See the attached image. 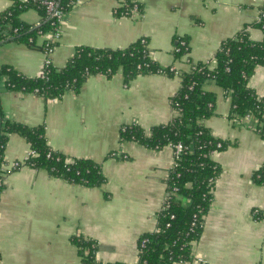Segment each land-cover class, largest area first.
Returning a JSON list of instances; mask_svg holds the SVG:
<instances>
[{
	"label": "crops",
	"instance_id": "1",
	"mask_svg": "<svg viewBox=\"0 0 264 264\" xmlns=\"http://www.w3.org/2000/svg\"><path fill=\"white\" fill-rule=\"evenodd\" d=\"M135 1L140 10L131 17L116 14L119 0H74L48 56L53 66L62 67L77 45L117 49L143 38L152 60L183 72L211 60L221 42L238 31L255 41L263 37L256 24L263 0ZM12 2L0 0V12ZM40 18L34 8L19 14L29 24ZM48 37L39 36L37 43ZM180 40L187 52L177 55ZM45 58L43 50L18 40L0 43V70L8 65L35 77ZM6 80L0 76L1 122L42 125L49 148L69 161L99 164L104 181L90 187L24 163L12 168L30 148L21 134L9 133L0 163V264H81L76 238L93 242L98 262L135 264L139 236L155 230L174 154L169 145L153 148L122 140L119 128L135 123L148 133L168 122L180 76L140 73L125 82L120 70L109 77L97 73L86 77L78 91L53 98L8 90ZM247 84L264 96V63ZM204 89L215 94L216 102L214 114L202 123L229 144L210 153L220 173L201 234L192 243L191 259L175 264H264V184L252 177L264 164L257 118L231 117L229 95L212 81Z\"/></svg>",
	"mask_w": 264,
	"mask_h": 264
},
{
	"label": "trees",
	"instance_id": "2",
	"mask_svg": "<svg viewBox=\"0 0 264 264\" xmlns=\"http://www.w3.org/2000/svg\"><path fill=\"white\" fill-rule=\"evenodd\" d=\"M58 1L65 12L74 2ZM123 2L124 5L115 9L118 15H123L124 9L132 5L131 0ZM138 7L140 10L139 4ZM28 8H34L40 14L38 25L19 19V14ZM260 10L264 11V0ZM256 24L262 31L261 40H251L245 30L238 31L221 42L209 62H197L193 64L194 69L181 72L180 87L171 98L172 108L179 109L168 122L152 126L148 133L135 123L122 125L124 128L119 132L122 140H133L153 148H161L169 142H181L187 146L169 170L165 181L168 194L157 213L155 230L145 231L138 238V258L135 264H175L190 260L192 243L201 234L203 217L211 200V187L220 173L219 164L211 159L210 153L224 149L229 144L227 140L213 137L202 123L214 114L216 102L215 94L204 89L206 82L212 81L229 95L231 117L244 119L251 113L259 122L262 121L256 131L264 139V96L257 95L247 84L254 68L264 63V17ZM52 30L53 25L46 18L44 7L31 0H13L12 6L0 12V43L15 39L44 50V41L39 44L37 38ZM147 52L141 39L117 49L77 45L62 67H55L49 62L43 65L41 74L27 77L4 65L0 76L7 77L8 90L53 98L66 90L78 91L86 77L92 74L109 77L120 70L125 82L140 73H157L162 70L171 74L169 66L159 65ZM186 52L185 43L176 54ZM1 118L0 112V163L8 134L18 132L35 152L26 161L27 165L46 169L57 177L85 186H98L104 181L99 164L90 159L69 161L65 155L49 148L42 125L27 127L20 123H2ZM252 177L255 183L264 184V164L253 172ZM172 187L177 189L172 190ZM74 242L78 245L81 264H124L96 262L93 253L95 245L91 240L76 238ZM84 248H88L86 255Z\"/></svg>",
	"mask_w": 264,
	"mask_h": 264
},
{
	"label": "built area",
	"instance_id": "3",
	"mask_svg": "<svg viewBox=\"0 0 264 264\" xmlns=\"http://www.w3.org/2000/svg\"><path fill=\"white\" fill-rule=\"evenodd\" d=\"M22 2H28L29 0H21ZM32 2H36L39 5H42L45 9V13H46V18L49 19L51 21V24L53 25V29L51 32H49V37L43 42L45 43V48L43 50V52H45L46 54V58H45V64L50 62V59L48 58V56L51 54V52L53 51L55 45L57 44L59 38H60V34H61V25L64 21V17L66 15V12L64 11V9L60 6L59 1L58 0H31ZM120 1V6L124 5L125 3L123 2L124 0H119ZM132 5L131 6H127L124 9V13L123 15H129V16H136L137 13L139 12V7H138V2H136L135 0H131ZM264 17V11L260 10L259 11V17H258V21H260L262 18ZM39 23V22H38ZM38 23H36L35 25H38ZM141 42L144 43V45H146V41L142 38ZM180 44L185 45V41L180 40ZM209 62V61H206ZM191 69H194V66L191 67ZM169 72L170 73H174L176 75L181 74V72H179L178 70H176L173 66H169ZM157 73H163V74H167L162 70H159ZM41 74V73H40ZM179 108H173L174 110V115L178 112ZM246 116H250L253 117V114H247ZM262 121L259 122V120L257 119V126H261ZM256 126V127H257ZM124 126H121V128L123 130ZM172 150H173V154H174V161L173 164L171 166V168L176 164L178 155L180 154V152H182L183 150L187 149V146H184L181 142H175V143H171L169 142L168 144ZM219 144H217L218 146ZM212 152V151H211ZM35 155V152L33 150H29V152L27 153V155L24 157V159L22 161H15L12 164V168H17L19 167L22 163L27 164L26 161L28 160V158L30 156ZM1 174V171H0ZM176 187H172V190H176ZM167 194L168 192L166 191L165 193V197L164 200L167 198ZM145 240L142 241V244L144 243ZM88 253V248H84V254L86 255ZM95 260V259H94ZM96 262H98L97 260H95Z\"/></svg>",
	"mask_w": 264,
	"mask_h": 264
}]
</instances>
